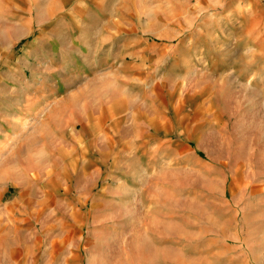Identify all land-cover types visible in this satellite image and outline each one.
<instances>
[{
	"label": "rangeland",
	"instance_id": "1",
	"mask_svg": "<svg viewBox=\"0 0 264 264\" xmlns=\"http://www.w3.org/2000/svg\"><path fill=\"white\" fill-rule=\"evenodd\" d=\"M0 264H264V0H0Z\"/></svg>",
	"mask_w": 264,
	"mask_h": 264
},
{
	"label": "crops",
	"instance_id": "2",
	"mask_svg": "<svg viewBox=\"0 0 264 264\" xmlns=\"http://www.w3.org/2000/svg\"><path fill=\"white\" fill-rule=\"evenodd\" d=\"M98 83H100V82H98ZM109 87H111L109 83H107V82H101V84H96L95 86L91 87L90 90L91 89H93V90L90 91V93L93 92L92 93L93 94V97L97 98V97L102 96L103 93L108 92ZM80 91H82V90H80ZM57 102H59V100ZM62 102H64V106L66 104L68 105V102L65 101V98L62 99ZM82 102L83 103H81V104L83 105L84 104V101L82 100ZM113 104L119 105V102L117 100H116V102H113V100H111V105H113Z\"/></svg>",
	"mask_w": 264,
	"mask_h": 264
}]
</instances>
